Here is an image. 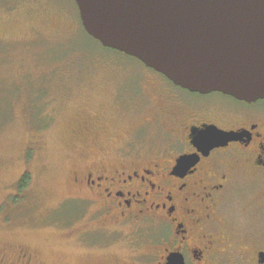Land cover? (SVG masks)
<instances>
[{"label":"rangeland","instance_id":"obj_1","mask_svg":"<svg viewBox=\"0 0 264 264\" xmlns=\"http://www.w3.org/2000/svg\"><path fill=\"white\" fill-rule=\"evenodd\" d=\"M147 71L88 35L74 0H0V264H20L23 250L35 264L113 255L77 240L95 208L72 200V176L132 130L143 147H164L159 120L144 123L161 100L138 89Z\"/></svg>","mask_w":264,"mask_h":264},{"label":"flooded vegetation","instance_id":"obj_2","mask_svg":"<svg viewBox=\"0 0 264 264\" xmlns=\"http://www.w3.org/2000/svg\"><path fill=\"white\" fill-rule=\"evenodd\" d=\"M139 87L161 98L144 123L159 120L165 145L143 147L132 130L106 161L74 172L72 200L95 208L77 240L113 254L101 264H264V98L190 91L152 68ZM209 124L236 137L203 153L192 130ZM186 154L193 164L178 167ZM15 260L36 262L28 250Z\"/></svg>","mask_w":264,"mask_h":264},{"label":"water","instance_id":"obj_3","mask_svg":"<svg viewBox=\"0 0 264 264\" xmlns=\"http://www.w3.org/2000/svg\"><path fill=\"white\" fill-rule=\"evenodd\" d=\"M85 32L190 91L264 98V0H74ZM192 130L203 153L234 139ZM182 155L178 167L193 164Z\"/></svg>","mask_w":264,"mask_h":264},{"label":"trees","instance_id":"obj_4","mask_svg":"<svg viewBox=\"0 0 264 264\" xmlns=\"http://www.w3.org/2000/svg\"><path fill=\"white\" fill-rule=\"evenodd\" d=\"M26 182H27V174H26V172H25V173L23 174L22 178H21L20 181H19V186H20V188L26 186Z\"/></svg>","mask_w":264,"mask_h":264}]
</instances>
